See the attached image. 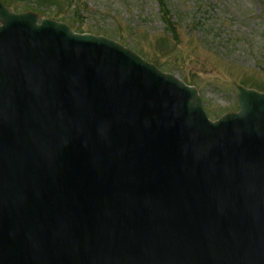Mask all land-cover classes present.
I'll use <instances>...</instances> for the list:
<instances>
[{
  "label": "water",
  "instance_id": "1",
  "mask_svg": "<svg viewBox=\"0 0 264 264\" xmlns=\"http://www.w3.org/2000/svg\"><path fill=\"white\" fill-rule=\"evenodd\" d=\"M210 119L120 41L0 0V264H264V90Z\"/></svg>",
  "mask_w": 264,
  "mask_h": 264
},
{
  "label": "rangeland",
  "instance_id": "2",
  "mask_svg": "<svg viewBox=\"0 0 264 264\" xmlns=\"http://www.w3.org/2000/svg\"><path fill=\"white\" fill-rule=\"evenodd\" d=\"M62 1L63 10L70 2L84 17L72 18L57 8L45 15L32 2L11 6L69 25V20L76 21L84 32L108 33L161 70L196 86L212 120L238 110L234 83L264 90V0H166L175 36L167 31L157 0Z\"/></svg>",
  "mask_w": 264,
  "mask_h": 264
},
{
  "label": "trees",
  "instance_id": "3",
  "mask_svg": "<svg viewBox=\"0 0 264 264\" xmlns=\"http://www.w3.org/2000/svg\"><path fill=\"white\" fill-rule=\"evenodd\" d=\"M2 2H4L7 5H13V6H17V3H29L32 2L34 3L35 10L40 11V9L46 10L45 15H52L50 12H53V8L56 9L60 14H68L69 12L72 15V18L75 17H80L83 18V12H81V8L75 6L72 8L73 3L67 2V9L63 10L62 7H64V2L61 0H1ZM159 5H160V11L162 13V19L165 22L167 31L170 33L171 36H175L177 35V31L176 28L174 26L173 21L171 20V18L169 19L167 16L169 15V11L167 10V4H166V0H157ZM43 12V11H42ZM57 14V13H56ZM55 14V15H56ZM70 21V25L73 29H76L77 31L80 32H84L78 25H76V21ZM105 35H107L108 33L104 32Z\"/></svg>",
  "mask_w": 264,
  "mask_h": 264
}]
</instances>
